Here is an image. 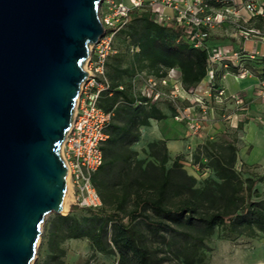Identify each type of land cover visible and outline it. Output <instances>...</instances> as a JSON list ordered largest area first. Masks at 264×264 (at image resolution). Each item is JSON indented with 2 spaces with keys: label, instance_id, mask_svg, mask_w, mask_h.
I'll list each match as a JSON object with an SVG mask.
<instances>
[{
  "label": "rangeland",
  "instance_id": "obj_1",
  "mask_svg": "<svg viewBox=\"0 0 264 264\" xmlns=\"http://www.w3.org/2000/svg\"><path fill=\"white\" fill-rule=\"evenodd\" d=\"M257 3L264 7V0H257ZM226 4L233 5L228 13L230 20L219 21L211 26L209 34L211 51L230 53V46L237 48V44L244 43L245 51L254 53L255 57L246 58L242 63L250 61L259 70L258 73L264 71V61H255L259 57L264 60L263 35L254 34L252 38L246 40L236 26V22L242 23L264 32V21L251 16L245 7V0L229 1ZM156 23L160 24L157 21ZM164 33L165 30L160 27L153 29L150 33L151 40L146 41L143 47L135 46L129 37L116 35L118 52L112 61L117 63L122 55L126 57L123 56L121 67L122 69L128 67V70L133 72L131 76L124 73V77L135 81L136 92L145 90L146 78L150 75L155 76L153 74L162 63L161 47L156 38ZM214 65L218 72H225L221 64L216 62ZM172 68L178 69V78L174 84L161 85L162 90L168 91L172 87L183 86L182 69L175 65L169 68V73ZM233 93L241 95L242 100L237 102L232 96ZM227 95V98L220 100L215 94L204 95L198 92L187 95L181 91V95L175 101L161 97L149 102L167 107L169 109L167 115L174 117L179 110L186 108L190 113L195 112V117L201 122L198 131H191L185 120L175 117L187 126L188 135L193 142L180 155L179 163L182 170L178 172V189L175 191L173 201L180 203L186 196L191 195L199 201L200 211L203 213L217 208L230 210L236 205L244 204L249 197V187L253 180L257 182L252 187L250 195L255 200L264 199V153L256 160L251 158L255 146L253 136L258 141L262 139V145L264 142V96L257 93L249 96L237 91H227ZM154 119L151 118L147 124L140 126V135L131 146L133 169L139 178L146 180L159 174L163 156L168 157L167 167H171L175 160L169 155L165 140L140 143L141 129L151 125ZM209 126L215 130L213 134L208 133ZM73 204L72 196L67 210L61 214L71 212ZM74 213L82 216L86 211L81 207ZM56 214L55 211L49 212L41 225L42 231L32 264H47L52 258L54 252L51 249L48 225ZM153 221L161 224L157 216L153 217ZM171 225L178 231L185 230L204 237V243L195 256L196 262L201 260L205 264H264V229L257 225H240L237 231L230 235L225 234L218 225L210 226L199 221H186L182 225L172 222ZM162 227L163 236L160 233H153L144 225L148 244L162 259V264H185L192 252L190 241L178 231L166 228L164 224ZM61 246L64 253L54 261L55 264H117L119 258L117 253L93 250L87 238H67L61 242Z\"/></svg>",
  "mask_w": 264,
  "mask_h": 264
},
{
  "label": "water",
  "instance_id": "obj_2",
  "mask_svg": "<svg viewBox=\"0 0 264 264\" xmlns=\"http://www.w3.org/2000/svg\"><path fill=\"white\" fill-rule=\"evenodd\" d=\"M101 0H0V264H32L41 225L62 212L61 147L104 31Z\"/></svg>",
  "mask_w": 264,
  "mask_h": 264
},
{
  "label": "trees",
  "instance_id": "obj_3",
  "mask_svg": "<svg viewBox=\"0 0 264 264\" xmlns=\"http://www.w3.org/2000/svg\"><path fill=\"white\" fill-rule=\"evenodd\" d=\"M209 3L214 8L223 5L216 0H209ZM253 18L264 21L262 15ZM157 27L165 30V33L156 38L161 47L162 63L153 75L166 76L169 68L178 65L182 69L183 87L197 86L208 74L209 52L205 47H194L184 37L183 25L175 22L158 24L150 11L134 9L130 13L129 23L117 34L129 37L135 46L143 47L146 41L151 40L150 33ZM237 50L243 52V47ZM123 56L115 65H108L110 88L102 93L100 99L101 106L113 112L107 126L108 137L102 145L103 163L93 175L103 204L96 209L84 208L86 213L82 216L74 213L81 207L73 204L71 212L57 213L49 221L50 244L54 253L47 264H55L54 261L64 253L61 242L67 238H87L93 250L117 253V264H162V259L147 242L144 225L162 236V224L177 232L172 222L182 225L186 221L218 225L228 235L235 233L240 225H257L264 229V199L255 200L250 195L257 180L252 181L249 197L244 204L230 210L217 208L203 213L199 201L191 195L180 203L173 201L178 189V172L182 170L180 155L171 167L166 166L168 157L163 156L156 177L146 180L136 175L131 162V146L140 135V126L147 124L151 118L161 119L165 114L154 103H149L150 98L134 94V82L124 79V73L131 76L133 72L128 67L122 69ZM255 61L264 60L259 57ZM245 65L254 69L250 61L245 62ZM230 69L237 71V66L231 64ZM217 74L218 71L216 78ZM263 74L264 71L258 73ZM120 84L122 88H119ZM154 216L159 217L161 224L153 221ZM178 232L191 243L192 252L185 264H205L201 260L195 261L204 237L185 230Z\"/></svg>",
  "mask_w": 264,
  "mask_h": 264
},
{
  "label": "built area",
  "instance_id": "obj_4",
  "mask_svg": "<svg viewBox=\"0 0 264 264\" xmlns=\"http://www.w3.org/2000/svg\"><path fill=\"white\" fill-rule=\"evenodd\" d=\"M229 1L234 0H216L223 5L214 8L211 7L209 0H101L99 14L104 31L99 39L90 45V54L85 61L87 76L82 82L72 122L61 147L68 166V180L75 205L96 209L103 204L93 182V175L103 163L102 145L108 137L107 126L113 112L103 108L100 99L102 93L110 88L107 64L109 57L117 51L116 35L129 23L131 11L148 10L159 23L175 22L183 25L184 37L194 47H205L209 52L208 74L197 86L172 87L166 91L159 86L169 83L168 75L163 77L150 75L145 80L144 95L151 100L165 97L175 101L181 95V91L187 95L201 92L204 95L215 94L222 100L227 98V90L225 86L217 84V67L214 63L221 64L225 69L222 77L227 74L247 76L253 71L242 63V60L255 57L254 53L245 51V48L243 52L232 49L230 53L211 51L207 43L211 26L219 21L230 20L228 13L233 5L226 4ZM245 7L252 17L262 15L264 18V7L258 5L257 0H245ZM236 26L246 40L252 38L254 34H262L264 39V32L259 29L237 22ZM231 64L237 66V71L230 69ZM257 94L264 96V74L258 76ZM232 96L237 102L242 100L238 93H233ZM195 116V112L190 113L186 108L179 110L175 115L179 120H185L191 131H198L201 122Z\"/></svg>",
  "mask_w": 264,
  "mask_h": 264
},
{
  "label": "crops",
  "instance_id": "obj_5",
  "mask_svg": "<svg viewBox=\"0 0 264 264\" xmlns=\"http://www.w3.org/2000/svg\"><path fill=\"white\" fill-rule=\"evenodd\" d=\"M210 38H208L207 43L208 45L210 44ZM236 45V44H235ZM237 48L234 46H230V48L234 51L237 50L238 48H245L246 46L244 43H239ZM117 51L112 54L109 57L108 64H107V76H108V71H109V64L115 65L114 61H112V58L116 56L118 52V48L116 46ZM257 67L254 66V69L252 68L253 73L249 74L247 76H236L233 74H227L225 77H222L223 71H219L217 74L216 81L219 85H223L226 87L227 91L231 92H242L243 94L253 96L254 94L257 93V86H258V72L255 69ZM168 78H169V84H174V81L177 80L179 71L177 68H172L171 73H169L168 70ZM109 78V76H108ZM126 79V78H124ZM111 82V79H109ZM114 80H119V79H112ZM134 82L135 89H134V94L136 96H144L142 90L137 91V85ZM162 85V84H161ZM159 86L162 88V86ZM122 87V85H119V88ZM163 113L165 114V117L161 119H154L151 123V125L144 126L141 129V139L140 143L146 144L147 142H153L155 140H165L168 148L169 155L173 158H176L177 156L181 155L188 147H190V143L193 142V140L189 137L188 135V129H187V124L185 125L184 123L178 121L174 115H167V111L169 110L165 106H158ZM210 127V126H209ZM215 132L212 127L208 128V133L213 134ZM255 139V146L253 148V151L251 153V158L253 160H256L260 154L264 153V142L262 145V139L257 140L255 136H253V140Z\"/></svg>",
  "mask_w": 264,
  "mask_h": 264
},
{
  "label": "bare ground",
  "instance_id": "obj_6",
  "mask_svg": "<svg viewBox=\"0 0 264 264\" xmlns=\"http://www.w3.org/2000/svg\"><path fill=\"white\" fill-rule=\"evenodd\" d=\"M71 198H72L71 185H70V182L68 180L67 190H66L65 199H64V202H63L62 211H66L67 210V208L69 206V202L71 201Z\"/></svg>",
  "mask_w": 264,
  "mask_h": 264
}]
</instances>
